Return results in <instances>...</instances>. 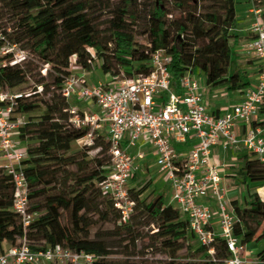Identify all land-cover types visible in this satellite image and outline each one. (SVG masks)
Listing matches in <instances>:
<instances>
[{
  "label": "trees",
  "instance_id": "trees-1",
  "mask_svg": "<svg viewBox=\"0 0 264 264\" xmlns=\"http://www.w3.org/2000/svg\"><path fill=\"white\" fill-rule=\"evenodd\" d=\"M255 1L264 4V0ZM128 2H121L114 10L111 40L104 46L90 16L89 0H0V7L15 20L12 38L3 34L6 40L8 37L11 44H21L22 49L48 66L44 76H32L30 95L16 100L10 116L12 120L24 119L40 112L25 121L18 135L27 153L21 170L28 183L29 212L36 213L37 218L23 228L12 211L11 177L0 168V252L5 244L17 246L24 239L36 252L59 245L95 256V264H138L129 257L143 256L141 252H132L141 239L148 238L147 248L168 257L163 264H224L228 258L221 239L209 247L202 246L187 218L172 205H165L163 195L150 191V181L129 189L134 208L128 220L121 222L111 199L100 188L110 163L102 133L95 134L92 145L70 153L72 144L88 132L87 128L70 124L69 110L74 103L61 95V86L71 74L69 61L73 56L80 69L90 71L97 65L103 75L132 77L148 74L152 54L164 50L171 57L169 73L174 84L185 72L199 69L205 72L208 87L226 84L230 90H241L248 85L245 72H229L234 55L232 32L237 24L235 0H153L147 27L141 33L150 39L148 46L135 43V15ZM170 10L182 17L169 20ZM10 58L0 57V86L11 90L25 84L27 74L20 64L9 65ZM3 62L6 65H1ZM112 63L117 70H113ZM259 116L264 117V100ZM95 149L101 151L89 158V152ZM102 154L105 159L100 158ZM243 160L237 173L239 184L248 187L249 183L264 182V163L253 154ZM132 181L138 183L137 175ZM232 206L238 218L233 234L246 246L264 242L261 197L249 194L242 203L232 200ZM64 215L66 224L62 223ZM99 222H112L119 240L130 245L121 252L122 260L110 258L111 247L105 238H91V231ZM147 227L153 229L142 235ZM211 248L212 255L208 252ZM182 250L187 255L176 258L175 253ZM255 258L258 264H264V248L256 252Z\"/></svg>",
  "mask_w": 264,
  "mask_h": 264
},
{
  "label": "built area",
  "instance_id": "built-area-1",
  "mask_svg": "<svg viewBox=\"0 0 264 264\" xmlns=\"http://www.w3.org/2000/svg\"><path fill=\"white\" fill-rule=\"evenodd\" d=\"M260 10L255 15L249 31L245 50L259 63L257 83L244 93L243 100L216 115L205 104L199 92L193 72L187 71L174 84L169 73L171 57L164 50H156L150 61L148 74L112 77L109 82L88 84L86 70L78 77L70 76L61 86V95L70 99L91 100L99 114L80 115L70 108V124L75 128H87V134L78 140L90 146L94 134L102 123L107 127L109 166L106 169L101 191L109 197L126 222L133 212L130 199V181L136 176L147 155H155V165L168 174L171 185L172 206L187 218L192 233L202 246H211L216 239L225 243L228 258L224 264H246V245L233 234L238 222L223 185L221 170L224 165L212 161V149L219 146L223 152L245 149L264 163V117L259 119V106L264 100V25L259 22ZM0 55H10L9 65L20 64L23 52L15 53L0 31ZM92 51V50H91ZM73 59V60H72ZM1 65H6L3 62ZM70 69L76 68V57L69 61ZM13 90V89H11ZM0 86V168L11 177L13 183L12 211L20 218L23 228L37 218L29 212L28 183L21 170V162L27 157L26 149L15 140L22 118L10 119L16 100L22 95ZM41 91V87L37 88ZM254 122L261 125L254 126ZM189 139L197 143L187 152H177L173 143L186 144ZM148 145V152L143 147ZM209 199L215 209L201 203ZM216 220V222H215ZM213 254V249H209ZM97 258L82 251L62 246L32 251L23 239L19 245L3 248L0 264H95Z\"/></svg>",
  "mask_w": 264,
  "mask_h": 264
},
{
  "label": "rangeland",
  "instance_id": "rangeland-1",
  "mask_svg": "<svg viewBox=\"0 0 264 264\" xmlns=\"http://www.w3.org/2000/svg\"><path fill=\"white\" fill-rule=\"evenodd\" d=\"M123 1H129L130 10L133 15H135L134 21L136 22L133 25V32L135 34V43L142 46H148L150 39L146 35H142L141 33L147 27L148 21V13L152 7L153 0H89V4L91 5L90 16L94 22V25L98 31V36L101 40L102 45L106 46V44L111 40V21L113 20L114 10L120 5ZM247 3L252 4V10H260L258 14L259 22L264 25V4H260L259 1L255 0H235V16H241L246 13V8L248 7ZM171 16H169V20H176L182 15L175 11L170 10ZM251 15L255 16L252 12ZM255 18V17H254ZM15 26V20L11 16V13L6 9L0 7V31L2 34L10 35L12 38L13 27ZM7 40L9 41L8 37ZM10 42V41H9ZM17 48L15 49V53H22L23 57L17 60H24L20 63V65L25 69L27 74V82L21 86H18L11 90L15 93H20L22 95L30 94L33 87L32 76L40 74L44 76L48 69V66L44 65L41 58L32 54L29 51H25L21 48V44H16ZM109 49L112 48V45L107 46ZM235 51V48H232ZM90 52L95 55L94 51ZM0 57H3L0 55ZM73 60V59H72ZM255 57L251 55H245L243 59L239 62H236V58L232 57V63L229 68V72H245L244 68L247 69L246 66L252 65L255 62ZM244 64V65H243ZM113 70H117V67L114 63H112ZM73 75H77L80 77L83 75V71L78 68L70 69ZM245 75L249 74L245 72ZM193 76L198 84L199 92L202 93L207 106L210 108V112L213 111V104L218 105L217 107L223 108H231L236 104V101L239 97L238 90H230L229 87L224 85H219L216 87H208L205 83V72L203 70L196 69L193 71ZM86 80L88 84L97 83L98 80L105 81L102 72L99 70L98 66L95 65L94 68L90 71H86ZM24 97V96H23ZM47 95L45 98H48ZM70 102L74 103L71 108H75L79 114L86 113L88 115H93L92 112H97L94 108V105L91 107L86 106L85 102H80L77 98H70ZM222 109V108H221ZM40 112H35L33 114L24 116V121H27L29 117L35 118L38 116ZM102 129L104 128V123H102ZM101 133V131L99 132ZM96 134V133H95ZM94 134V137H95ZM105 136V135H104ZM20 144H23L19 141L18 138L15 139ZM24 145V144H23ZM82 143L75 142L72 144V148L70 153H75L84 149ZM25 148V146L21 147ZM101 149H95L89 152V158H94ZM143 151H146L143 149ZM249 156V152H247L243 148H239L238 150H228L224 154V163L227 166L226 168V177H223L224 186L226 187L228 197L235 196L236 199L240 203L244 201V199L248 198L249 194H258L261 197L262 201H264V182L259 183H249L248 187L239 184V179L237 177V173L239 169L244 165V156ZM100 158H104L102 154ZM155 155H147L145 160L142 162L141 168L136 173L138 177V182L135 186L140 187L143 186L147 182H151L150 191H155L157 194H161L164 197L165 205H172L171 202V185L168 179V174L161 172L160 169L155 165ZM222 161V158L220 159ZM74 170V169H73ZM94 220H96V217ZM62 223H67V216L64 215L62 219ZM151 229V227H147L142 230V235L147 234ZM117 229L113 226L112 222L105 223H97L93 230L91 231V238L96 236H100L105 238L106 243L111 247L110 250L112 252L111 259L112 260H122L123 257L121 252L124 250L125 246H129L127 242H121L119 240V236L117 235ZM148 238L141 239L136 244V250L132 253L141 252L143 256L137 258L135 256L129 257V260L132 262H136L138 264H163L168 260V257L164 254L157 253L155 250L147 248ZM7 247V244L4 245ZM119 246V247H118ZM248 248V249H247ZM264 248V242H260L258 244L251 243L246 246L247 251H251L250 253L246 252L249 257H254L255 253L260 249ZM130 250L132 248H129ZM187 255L185 250L179 251L175 253L176 258L183 259Z\"/></svg>",
  "mask_w": 264,
  "mask_h": 264
},
{
  "label": "crops",
  "instance_id": "crops-1",
  "mask_svg": "<svg viewBox=\"0 0 264 264\" xmlns=\"http://www.w3.org/2000/svg\"><path fill=\"white\" fill-rule=\"evenodd\" d=\"M247 5H248V7L246 8V10H245L246 13L244 15L235 16V19H236L237 24H236V28L232 32L233 35L235 36V38L231 40V47L232 48H235V51L233 49H232V51H233V54H234L233 55V58L234 57L236 58V62L241 61L245 55H251L250 53H248L245 50V44H246V42L250 38L249 28H250V25L254 21L255 18L253 17V15H251V12L253 11L252 10V4L251 3H247ZM75 67L78 68V69H80L77 66H75ZM246 67H247V69L244 68V71L249 74L247 76V80H246V82H248V85L245 86L243 89L238 90L239 97H238V99L236 101V104L240 103L243 100L245 91H247L248 89L254 88L255 85H256V83H257V74H258V71H259V63H258V61L256 60L255 62L252 63V65H250L249 67L248 66H246ZM103 77L106 80L105 81L98 80L97 83L98 82H109L110 81V76L109 75H103ZM97 83H94V84H97ZM73 98H75V99L77 98V100L80 101V102L81 101L82 102H85L86 106H88V107H91L92 105H94V108L96 109L97 112L96 113L95 112H92V114H99L98 107L91 100H87V101L80 100L78 96H73ZM203 99H204V97H203ZM204 102H205V100H204ZM205 104L207 105L206 102H205ZM217 106L218 105L213 104V107H212V108H214L213 109V113H215L216 115H221L226 110H229V109L232 108L231 107V108H226L225 109L223 107H217ZM260 118H262V117H259V119ZM102 127L103 126L101 125V128L98 131V133L101 131V133L103 135H105L106 140H107V127H106L105 124H104V128L103 129H102ZM196 143H197V140H195V139H189L188 142L186 144H183V145L182 144L173 143V147H174V149L177 152L185 153L191 147H193ZM17 144H18V146L20 148L22 146L23 147L25 146L23 144H20L18 141H17ZM143 149L146 150V152H148L149 146L146 145V146L143 147ZM224 154H225V152H223L219 146H216V147H214L212 149V161H213V163H216L218 165H221V164L224 165V169L221 170L222 177H226V168H227V166L225 165V163L223 161ZM221 158H222V161H220ZM136 184L137 183H134L132 180L130 181V187H132V185H136ZM223 184H224V180H223ZM229 198H230L231 201L234 200V199H236L235 196L229 197ZM236 200H238V199H236ZM201 203H204V204H206V205H208V206H210V207H212V208L215 209V206L213 205V203L209 199L202 200ZM215 222H216V220H215ZM246 252L250 253L251 251H246ZM245 258H246V264H258V261L256 260L255 256L254 257L253 256L252 257H249V255L246 254L245 255Z\"/></svg>",
  "mask_w": 264,
  "mask_h": 264
}]
</instances>
